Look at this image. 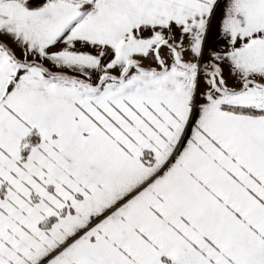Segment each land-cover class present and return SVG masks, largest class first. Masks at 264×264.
<instances>
[{
  "label": "snow or ice",
  "instance_id": "1",
  "mask_svg": "<svg viewBox=\"0 0 264 264\" xmlns=\"http://www.w3.org/2000/svg\"><path fill=\"white\" fill-rule=\"evenodd\" d=\"M0 264H264V0H0Z\"/></svg>",
  "mask_w": 264,
  "mask_h": 264
}]
</instances>
